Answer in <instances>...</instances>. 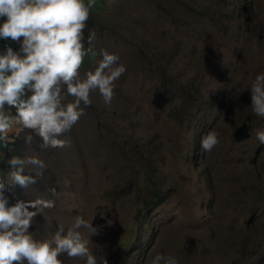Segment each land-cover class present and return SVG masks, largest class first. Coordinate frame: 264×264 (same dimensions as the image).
<instances>
[{"label": "rangeland", "instance_id": "rangeland-1", "mask_svg": "<svg viewBox=\"0 0 264 264\" xmlns=\"http://www.w3.org/2000/svg\"><path fill=\"white\" fill-rule=\"evenodd\" d=\"M84 36L96 55L85 57L82 75L101 49L126 66L111 104L93 91L66 148L44 149L15 123L0 141L6 181L13 156L48 166L37 184L6 192L10 205L55 201L34 218V238L67 231L80 215L99 229L79 230L97 264H150L157 253L178 264H264V145L255 136L264 118L250 92L264 73V0H95ZM209 131L220 142L205 152ZM150 187L171 190L146 210Z\"/></svg>", "mask_w": 264, "mask_h": 264}, {"label": "clouds", "instance_id": "clouds-1", "mask_svg": "<svg viewBox=\"0 0 264 264\" xmlns=\"http://www.w3.org/2000/svg\"><path fill=\"white\" fill-rule=\"evenodd\" d=\"M94 6L95 0H0V39L20 45L16 51L6 46L0 53V141L8 140L15 123L21 131L34 133L42 148L63 149L70 144L63 137L85 115V108L92 104L93 91H98L105 104H111L115 81L127 71L120 57L101 49L102 58L95 69L81 74L88 53L96 55L92 48L86 50L84 43ZM95 35L92 31L88 36L90 45ZM250 92L253 113L264 118V73L256 75ZM6 109H14L15 114ZM218 136L209 131L201 140L202 149L211 152L220 142ZM255 136L264 145V130H256ZM33 139V135H27L25 143L31 144ZM7 163V181L0 177V264H62L59 257L64 254L70 259L86 258V264H97L88 240L79 231L83 228L91 236L98 235L93 220L77 215L67 231L60 225L50 238H34L29 231L34 218L53 208L55 201L18 199L10 205L6 192L11 186L26 190L37 184L48 166L37 155L13 156ZM26 169L34 175L26 173ZM50 192L57 194L54 188ZM101 264H108L104 257ZM150 264L178 261L157 253Z\"/></svg>", "mask_w": 264, "mask_h": 264}, {"label": "trees", "instance_id": "trees-1", "mask_svg": "<svg viewBox=\"0 0 264 264\" xmlns=\"http://www.w3.org/2000/svg\"><path fill=\"white\" fill-rule=\"evenodd\" d=\"M13 50H17V48H13ZM6 152H8L7 150H5ZM152 185V184H151ZM171 190L170 189H166L165 191H163L162 193H160V190L150 187L147 191L146 194V205H145V209L146 210H151L152 208H154L156 205H158L166 196L167 192Z\"/></svg>", "mask_w": 264, "mask_h": 264}, {"label": "crops", "instance_id": "crops-1", "mask_svg": "<svg viewBox=\"0 0 264 264\" xmlns=\"http://www.w3.org/2000/svg\"><path fill=\"white\" fill-rule=\"evenodd\" d=\"M3 22V18H0V23H2ZM3 41H5V40H2V39H0V53H3V51L5 50V46L2 44L3 43ZM8 42H9V46L10 47H12V48H17V50H19V47H20V45L19 44H17L16 42H13V41H11V40H8ZM14 51H16V50H14Z\"/></svg>", "mask_w": 264, "mask_h": 264}, {"label": "built area", "instance_id": "built-area-1", "mask_svg": "<svg viewBox=\"0 0 264 264\" xmlns=\"http://www.w3.org/2000/svg\"><path fill=\"white\" fill-rule=\"evenodd\" d=\"M5 47L6 46H9V42H8V40L7 41H3V43H2Z\"/></svg>", "mask_w": 264, "mask_h": 264}]
</instances>
